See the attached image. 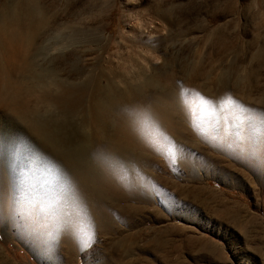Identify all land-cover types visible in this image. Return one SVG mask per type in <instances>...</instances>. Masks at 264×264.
Returning a JSON list of instances; mask_svg holds the SVG:
<instances>
[{
  "label": "rangeland",
  "instance_id": "obj_1",
  "mask_svg": "<svg viewBox=\"0 0 264 264\" xmlns=\"http://www.w3.org/2000/svg\"><path fill=\"white\" fill-rule=\"evenodd\" d=\"M40 18L45 28L37 43L48 32L56 35L48 67L44 64L54 73L46 79L49 85L54 83L49 86L51 96L44 102L39 89L35 91L39 96L24 91L0 100V130L19 136L38 153L40 161L35 167L51 174L42 178L37 177L41 175L38 171L39 175L27 173L31 179H47L51 189L34 190L27 184L20 189L15 176L8 175L12 168H19L11 162L0 167L9 179L10 191L17 192L19 204L28 207V203L40 201L44 209L57 205V213L50 219L63 225L61 213L70 212L73 205L61 199H70L72 192L58 181L60 164L48 157L45 148L27 140L31 137L35 142L37 137L19 111L34 110L36 122L50 126V138L62 139L70 148L83 139L87 105L84 102L70 113L56 99L62 89L86 87V92L90 91L89 79L98 76L100 69L106 74L129 72L130 82L139 77L133 75L139 69L143 78L153 80V86L143 90L147 102L160 93L184 100L201 97L211 106L213 118L204 124L202 112L194 113L189 124L176 117L173 149L165 153L152 155L139 147L134 155L138 178L130 190L135 195L129 197L117 188L120 199L110 206L111 214L106 211L97 217L82 212L84 223L74 249L61 240L68 238L65 231L42 234L34 240L19 209L9 224L0 223L3 261L264 264V0H0L2 28L17 32L20 40L36 28ZM72 26L81 31L82 41L67 40ZM0 53L4 54L1 41ZM11 69L8 67V75L20 80L22 89L45 83L32 73ZM3 71L7 73L0 70V78ZM71 132L75 137L69 136ZM11 145L17 147H8ZM105 145L96 143L92 148L98 151ZM22 148L26 154L27 148ZM174 150L177 160L171 154ZM67 181L70 185L72 178ZM33 198L36 200L30 202Z\"/></svg>",
  "mask_w": 264,
  "mask_h": 264
},
{
  "label": "bare ground",
  "instance_id": "obj_2",
  "mask_svg": "<svg viewBox=\"0 0 264 264\" xmlns=\"http://www.w3.org/2000/svg\"><path fill=\"white\" fill-rule=\"evenodd\" d=\"M42 21V18H40L36 28L31 32H27V34L22 37V40H20L17 36V32H8L6 29H3V22L0 20V41L4 53H0V70L7 71L9 67V69L12 68L11 70L13 71L14 67L17 68L18 71H23L24 74L25 72L32 73L38 80L42 79L45 81V83L39 86L30 88L27 86V89H22L23 86L20 84V80L18 82L11 80V77L8 75L9 70L7 73L3 71L4 73L0 78V100H8L12 97H17L24 91H27V93H32L34 91L33 94H35V91L37 92L39 89L42 95L41 98H43L42 100L44 102H47L48 98L51 96L49 86H53L54 83L49 85L46 80L52 73L51 70L47 68L48 66L46 63L49 60H47V57L52 53H50V51L53 47V40L56 39V35L48 32L40 43H37L42 29L45 28ZM65 30L68 31V28L65 27ZM69 30L71 35L66 36L67 40L69 39L74 43L82 41L81 31L76 26L69 27ZM59 39L62 40L61 38ZM78 53L80 54V52ZM63 59L62 57V60ZM4 63H7V66L4 65ZM50 68H52V66H50ZM58 68L60 71V67ZM74 68L76 67H73V69ZM95 69L97 68L95 67ZM52 70L56 69L53 68ZM55 72L58 71L56 70ZM136 73L137 74L133 75L139 77L130 82L129 72H109L106 74L105 70L100 69L98 76H92L89 79V85L91 86L90 91L86 92V87L62 89L56 101L68 112L74 113L76 108L84 102H86L87 105L86 119L84 121L85 123L82 125V132L84 133L83 139L75 144L72 143L73 145L71 144L72 146L70 148L65 145L64 140H54L50 138L48 135L50 126L48 128L40 126L35 120V115L37 113H35L34 110L29 111L28 109H21L19 111V117L28 122L33 133L37 137L35 142H33V140L30 141L31 137L27 140L45 148L48 157L51 156V158H54L58 164H60L61 167L58 168L59 172L57 171L59 175L58 181L64 184L63 189L66 187L67 190L72 192L70 199L69 196H65L61 199V202H70L73 206L70 212H59L62 215L63 225L56 224L50 217L53 216L54 213H57V205L52 208L49 206L47 207L48 209H44L40 201H35L36 198L30 201H35L34 203H28V207H25L22 203L19 204V201L16 200L17 192L13 189V193L10 191L9 184L7 183L9 179L4 176L0 168V223L8 222L9 224L11 219L16 218V213L20 209L23 212L22 219L23 222H25V229L34 240L41 237L42 234L65 231L63 234L64 236H68V238L61 240L65 245H69L70 249H74L79 242L81 228L84 223V218L80 217L82 212L88 211L92 216L94 215L97 217H100L106 211L111 214L110 206L114 205L120 199V196H118L119 194H117L118 190L116 191L117 188L122 189L126 195L129 194V197L135 195L133 191L131 192L130 190H133L132 187L137 182L138 178L135 173L136 156L134 157V155H136L135 152L139 147L145 148L151 154L157 151L159 153H165L172 148L173 145L172 125L176 117L180 116L189 124H191L194 119V113L202 112V121H200L204 124L209 122V118H213L211 106L208 105V102L207 104L203 101L201 97L184 100L183 98H175L174 96V98H170L167 94L160 93L161 95L159 96L158 94L155 95L156 98L152 102H147L148 97L143 95V90L151 88L153 86V80L150 78H143L144 76H142V72L139 69ZM88 76H86V78ZM102 79L104 81H102ZM56 81L55 79V83ZM59 82L61 81L59 80L58 83ZM62 82L64 83L65 81ZM54 88L56 87H53V89ZM35 96L39 95L35 94ZM197 96L199 97V95ZM20 97L21 96H19V98ZM17 101L18 100L14 102ZM81 108H83V106ZM80 111H82V109ZM19 117L17 116V118ZM72 120L76 119L73 118ZM55 121H57V119ZM55 123L57 122H54V124ZM54 124L52 126H54ZM11 125L13 128L19 129L20 127L16 123H12ZM56 125L54 127H56ZM195 125L197 126V123ZM204 129L208 131V128L204 127ZM51 130L50 132H52ZM72 131L74 132V130ZM70 135H72V132L69 136ZM73 135L75 137L74 133ZM72 140L74 139H71L70 142H72ZM22 141L23 140L19 136L10 134L7 130L6 132L0 130V167L5 163L11 162L19 168L18 171L12 168L8 175L15 176V180L17 184L20 185V189H23L21 185L24 184H27L28 188L34 190L42 191L43 189L50 188L49 182H45L47 179H31L27 177L28 172L30 175L33 174L31 172L35 171L41 174L37 177L42 178H44L42 176L43 174L46 176L47 174L51 176V174L48 173L50 171L46 172L45 169L43 171L40 170L41 167H35L40 161L37 155L38 153H36V151L34 152L29 146H26V143H22ZM19 142H21V144ZM101 142H104V144L106 143L105 147L95 151L92 145ZM10 144H17V147L16 145L8 147ZM22 147L27 148L26 154ZM151 154L150 157L153 155ZM171 154H173L174 159L177 160V152L174 150ZM35 173L38 174L37 172ZM70 178H72V184L69 183L70 185H68L67 180ZM101 182L105 183L107 186L103 188ZM20 189L17 190L20 191ZM82 191L86 192V195H81ZM48 220L51 222L48 223ZM34 243L36 244V241H34ZM0 264L8 263L4 262L0 256Z\"/></svg>",
  "mask_w": 264,
  "mask_h": 264
}]
</instances>
